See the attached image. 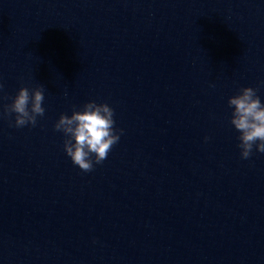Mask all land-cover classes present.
I'll return each instance as SVG.
<instances>
[{
  "label": "clouds",
  "instance_id": "1",
  "mask_svg": "<svg viewBox=\"0 0 264 264\" xmlns=\"http://www.w3.org/2000/svg\"><path fill=\"white\" fill-rule=\"evenodd\" d=\"M44 99L42 87L29 89L22 86L12 102L4 105L3 115L11 117L15 114L14 125L10 120V126H35L37 117L45 114ZM228 105L233 109L229 122L240 133L241 158L248 159L254 147L264 153V103L257 90L241 88L238 94L229 97ZM54 129L64 134V151L82 172H91L94 165L102 164L124 131L115 128L114 109L107 103L95 101L86 102L81 110L74 108L70 116L62 113Z\"/></svg>",
  "mask_w": 264,
  "mask_h": 264
}]
</instances>
